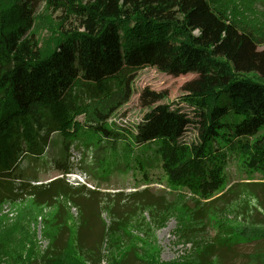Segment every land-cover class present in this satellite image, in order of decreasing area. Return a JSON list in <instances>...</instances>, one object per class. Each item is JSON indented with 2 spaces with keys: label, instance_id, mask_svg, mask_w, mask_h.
Instances as JSON below:
<instances>
[{
  "label": "rangeland",
  "instance_id": "1",
  "mask_svg": "<svg viewBox=\"0 0 264 264\" xmlns=\"http://www.w3.org/2000/svg\"><path fill=\"white\" fill-rule=\"evenodd\" d=\"M195 2L188 17L199 41L264 75V0ZM34 17L31 30L44 47L61 28L75 26L44 3ZM230 22L260 33L249 39ZM196 78L145 65L107 96L76 92L88 111L65 124L69 173L54 165L63 149L55 134L42 157L20 162L21 180L0 184V264H92L88 258L99 264H260L253 253H263L264 264V176L246 177L232 160L228 186L198 200L164 179L158 183L160 168L145 182L126 166L132 164L127 142L138 148L158 134L196 138L195 108L183 99ZM237 88L245 106L264 110L260 89ZM232 232L250 234V241L225 243Z\"/></svg>",
  "mask_w": 264,
  "mask_h": 264
},
{
  "label": "trees",
  "instance_id": "2",
  "mask_svg": "<svg viewBox=\"0 0 264 264\" xmlns=\"http://www.w3.org/2000/svg\"><path fill=\"white\" fill-rule=\"evenodd\" d=\"M41 3L75 21L45 47L31 30ZM195 5V0H0V184L21 180L20 162L42 157L55 134L63 149L54 165L69 173L65 124L76 112L88 111L82 96H107L145 65L197 75L183 98L195 108L197 134L191 141L158 134L138 148L125 143L132 156L126 166L135 170V179L140 173L149 182L151 170L160 168L158 183L164 179L203 200L228 186L232 160L246 177L264 176V110L245 106L237 88L249 85L264 95V75L199 41L188 17ZM230 23L249 39L260 33ZM232 189L229 185L228 192ZM247 241L250 234L241 232L225 237V243ZM262 255L250 256L263 264Z\"/></svg>",
  "mask_w": 264,
  "mask_h": 264
}]
</instances>
